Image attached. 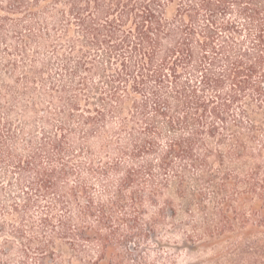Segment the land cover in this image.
Returning a JSON list of instances; mask_svg holds the SVG:
<instances>
[{"label": "trees", "instance_id": "trees-1", "mask_svg": "<svg viewBox=\"0 0 264 264\" xmlns=\"http://www.w3.org/2000/svg\"><path fill=\"white\" fill-rule=\"evenodd\" d=\"M243 161L264 0H0V264H113L146 206Z\"/></svg>", "mask_w": 264, "mask_h": 264}, {"label": "rangeland", "instance_id": "rangeland-1", "mask_svg": "<svg viewBox=\"0 0 264 264\" xmlns=\"http://www.w3.org/2000/svg\"><path fill=\"white\" fill-rule=\"evenodd\" d=\"M253 166L243 161L213 174L234 183L223 191H166L159 206L145 207L143 234L119 246L113 264H264V168Z\"/></svg>", "mask_w": 264, "mask_h": 264}]
</instances>
